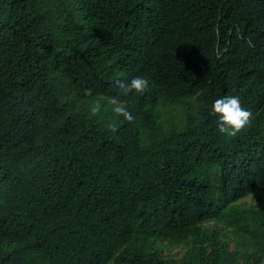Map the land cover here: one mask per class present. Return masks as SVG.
<instances>
[{
	"label": "trees",
	"instance_id": "1",
	"mask_svg": "<svg viewBox=\"0 0 264 264\" xmlns=\"http://www.w3.org/2000/svg\"><path fill=\"white\" fill-rule=\"evenodd\" d=\"M0 264H264V0H0Z\"/></svg>",
	"mask_w": 264,
	"mask_h": 264
},
{
	"label": "clouds",
	"instance_id": "2",
	"mask_svg": "<svg viewBox=\"0 0 264 264\" xmlns=\"http://www.w3.org/2000/svg\"><path fill=\"white\" fill-rule=\"evenodd\" d=\"M115 87L120 95L125 97L129 95L143 96L150 91L149 80L144 77H135L128 82L117 80ZM111 102L116 119L122 117L128 122L134 121L135 117L128 110L125 102L116 98H113ZM101 111L102 104L99 100H96L90 105L89 115L90 117H96ZM211 115L218 116V132L227 137H236L244 131L252 118V113L242 107L238 96H226L223 99H217L212 105ZM116 119L106 125L112 134L118 131Z\"/></svg>",
	"mask_w": 264,
	"mask_h": 264
},
{
	"label": "rangeland",
	"instance_id": "3",
	"mask_svg": "<svg viewBox=\"0 0 264 264\" xmlns=\"http://www.w3.org/2000/svg\"><path fill=\"white\" fill-rule=\"evenodd\" d=\"M247 202H249V203H252V202H258L257 200H256V195H252V196H249L247 199ZM182 249L180 248V247H173L172 249H171V251H169L171 254H175V253H178V254H181L182 253ZM168 252V251H167Z\"/></svg>",
	"mask_w": 264,
	"mask_h": 264
}]
</instances>
